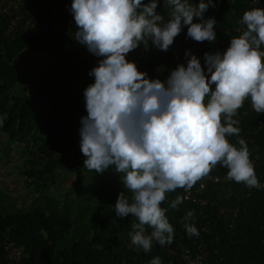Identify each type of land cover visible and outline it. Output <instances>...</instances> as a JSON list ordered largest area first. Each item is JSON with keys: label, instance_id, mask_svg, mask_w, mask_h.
I'll use <instances>...</instances> for the list:
<instances>
[{"label": "clouds", "instance_id": "9594fccd", "mask_svg": "<svg viewBox=\"0 0 264 264\" xmlns=\"http://www.w3.org/2000/svg\"><path fill=\"white\" fill-rule=\"evenodd\" d=\"M159 0H72L75 40L95 57L84 90L87 115L81 117L83 167L121 174L123 188L114 205L118 218L134 217L132 245L151 251L153 241L171 245L174 228L162 203L178 188L186 191L220 164L227 178L249 188H264L239 137L234 119L246 99L264 113V8L245 11L238 36L221 52H205L204 65L191 51L165 80L139 70L129 53L149 44L168 51L182 28L196 42H214V17L205 18L213 0H164L169 17L157 12ZM198 19L199 22H194ZM206 69V70H205ZM238 137L239 147L228 137ZM204 187V185H201ZM184 201L176 196L170 207ZM194 210L182 218L189 236H199ZM151 228L150 234L147 229ZM149 264H162L159 256Z\"/></svg>", "mask_w": 264, "mask_h": 264}, {"label": "trees", "instance_id": "16d2710c", "mask_svg": "<svg viewBox=\"0 0 264 264\" xmlns=\"http://www.w3.org/2000/svg\"><path fill=\"white\" fill-rule=\"evenodd\" d=\"M219 21L216 34L217 39L228 38L225 51L232 39V13L220 16ZM2 24L0 22V29ZM75 42L67 33L63 14L56 15L43 28H31L27 35L3 40L0 37V132L9 142L24 148L27 158L17 168H20L26 185L39 193L28 206L17 208L13 200L5 204L8 195L0 192V242L9 236L24 244L27 254L23 264H115L110 258L117 254L111 241L124 230L130 232L135 220L131 216L118 218L115 214L114 205L119 193L125 191V195L131 197L120 182L121 174L109 168L100 176L98 173L89 177L92 174L83 167L85 157L80 150L79 129L81 117L87 115L84 90L94 83L89 72L97 66L99 58L93 54L79 58L82 45L77 43L76 46ZM205 42L199 45L202 54L205 53L202 46ZM26 48L41 50L59 62L55 73L57 80L43 91L35 86L27 94L16 85L20 73L15 59ZM261 49L264 50V45ZM166 57L167 62L159 60L156 64L165 67L169 58L167 53ZM62 90L66 91L65 95L58 99ZM248 99L234 119L239 121V137L247 142L261 182L264 165L257 169L255 160L264 146V113L249 109ZM228 139L239 147L238 137ZM65 168L79 178L72 191L59 203L45 189L54 184L59 171ZM227 171L220 164L211 170L218 175ZM107 180L111 181L113 189L105 185ZM245 187L231 227L218 213L219 203L210 186L207 188L215 203L206 205L184 199L182 204L171 208V201L178 195L183 196L182 189L167 193L161 207L166 209V216L174 228L171 245L176 246L181 241L190 244L182 218L187 211L194 210V217L189 222L195 224L209 251L201 264H264V188L253 187L246 191ZM116 190L120 191L118 195ZM95 202H99L97 207ZM87 212L90 214L86 215ZM201 226H206L207 231H202ZM57 229L66 234L58 233ZM151 231L148 228L147 234ZM0 261L4 262L1 243Z\"/></svg>", "mask_w": 264, "mask_h": 264}, {"label": "built area", "instance_id": "2783aa9c", "mask_svg": "<svg viewBox=\"0 0 264 264\" xmlns=\"http://www.w3.org/2000/svg\"><path fill=\"white\" fill-rule=\"evenodd\" d=\"M72 0H0V22L2 27L0 29L1 39H7L19 35H27L31 28L39 27L43 28L47 22L54 20L56 15L63 14L65 25L67 27V33L70 38H75L76 25L74 22L73 14L71 13ZM252 8H264V0H246L243 7L238 11H232V23L230 33L232 37L238 36L243 31L244 26L240 24V20L245 11ZM78 42L74 44L77 46ZM228 44V38L226 36L216 39L214 42H205V52L215 53L216 51L223 52L224 46ZM198 49V50H197ZM194 49L187 45L183 39L176 37L173 45L168 51H161L151 44L147 49L141 45L139 48L131 52L127 58L129 61H135L140 71H148L147 75L151 79L165 80L170 71L175 69L178 64L185 63V52L191 51L196 55L202 65H204V54L199 51V46ZM166 53L168 54V64L165 67H159L156 64L159 60L166 61ZM79 58H87L92 54L87 50L85 46H82L79 52ZM147 65H144L145 62ZM149 67H152L148 70ZM206 70V69H205ZM249 109H252L250 98L248 99ZM229 181L227 173L223 175L209 173L206 177L198 181L191 190L182 189V195L184 199L191 201L192 203L199 205H206L208 203H215L211 200L210 190L207 188L208 183H221ZM264 185V180L260 182ZM204 185V187H201ZM243 187L246 185L243 183ZM246 191L251 188L245 187ZM223 207L218 205V213L223 214ZM237 211H233L228 221H226L228 227L233 226V217ZM202 231H207L206 226H201ZM185 236L190 240V244L186 241L179 242L176 246L165 245L160 246L156 241H153V247H155L160 253H162L166 260L175 264H201L202 260L206 259L209 251L205 245L203 239L200 236H189L185 232ZM4 253V262L0 261V264H23L22 260L26 256V247L22 243H18L12 237H6L0 242Z\"/></svg>", "mask_w": 264, "mask_h": 264}, {"label": "rangeland", "instance_id": "374dc122", "mask_svg": "<svg viewBox=\"0 0 264 264\" xmlns=\"http://www.w3.org/2000/svg\"><path fill=\"white\" fill-rule=\"evenodd\" d=\"M15 63L20 73L16 85L17 87H22L27 94H29L30 89H35V86L43 91L47 85L52 84L53 80H57L55 73L59 69V62L41 50H34L32 48L24 49L17 55ZM65 92V90H62V94L59 93L58 99L63 97ZM26 158V153L22 145L9 142L5 135L0 132V192L8 195V199L4 200L5 204H9L10 200H13L17 208H25L39 194L26 185L20 168H17V165ZM90 174L92 175L89 177H94L93 174L97 175L98 173L90 171ZM100 175L102 173H99L98 176ZM78 178L79 175L69 169H61L55 177L54 184L48 189H45V192L50 196H54L59 203H62L61 201L66 194L72 191ZM105 185L113 189L110 180H107ZM100 187L101 185H99ZM119 192L116 190L117 195ZM99 202H95L94 206L97 207ZM87 214L90 213L87 212ZM57 230L60 234H66L61 229ZM43 232H46V228L43 229ZM90 235L91 231L89 232ZM114 249L117 250V248Z\"/></svg>", "mask_w": 264, "mask_h": 264}, {"label": "crops", "instance_id": "0c3cea01", "mask_svg": "<svg viewBox=\"0 0 264 264\" xmlns=\"http://www.w3.org/2000/svg\"><path fill=\"white\" fill-rule=\"evenodd\" d=\"M147 2V0H145ZM192 2L198 3L199 0H192ZM246 0H213L214 7L210 6L205 13V18L214 17L216 25L214 30L219 26V17L222 15H230L235 8L244 5ZM158 13H162L165 20L169 17V12L164 7V0H159V6L157 8ZM194 22H199L196 19ZM184 40V42L190 47L197 49L201 42H196L187 37V27H183L180 35L177 36ZM131 55V53H129ZM128 55V56H129ZM146 61L144 65H147ZM256 167L257 169L264 165V146L259 150L256 155ZM211 189H213L216 201L223 207V218L228 221L233 211H237L243 192V183H237L233 180L224 181L221 183H208ZM128 231H122L115 239L111 241L112 249L117 254L110 256L111 260L115 264H149L153 257L159 256L162 264H172L166 257L160 253L155 247H152L151 251L144 252L143 249H138L132 245ZM115 243V245H113ZM114 248H117L115 250ZM175 264V263H173ZM179 264V263H178Z\"/></svg>", "mask_w": 264, "mask_h": 264}]
</instances>
